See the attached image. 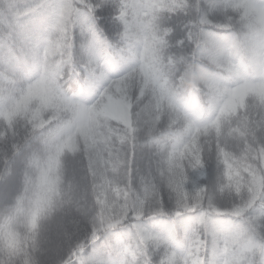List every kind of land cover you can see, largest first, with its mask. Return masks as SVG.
<instances>
[{"label": "clouds", "instance_id": "9594fccd", "mask_svg": "<svg viewBox=\"0 0 264 264\" xmlns=\"http://www.w3.org/2000/svg\"><path fill=\"white\" fill-rule=\"evenodd\" d=\"M0 264H264V0H0Z\"/></svg>", "mask_w": 264, "mask_h": 264}]
</instances>
